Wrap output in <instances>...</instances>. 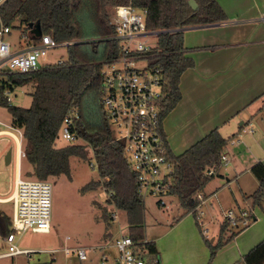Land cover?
<instances>
[{"label": "trees", "instance_id": "obj_1", "mask_svg": "<svg viewBox=\"0 0 264 264\" xmlns=\"http://www.w3.org/2000/svg\"><path fill=\"white\" fill-rule=\"evenodd\" d=\"M195 1V9L191 8L188 0H5L0 4V21L13 29L22 28L28 33L29 23L38 22L42 33H49L58 41H74L67 46L68 56L61 63L45 64L26 72H0V105L9 112L10 123L22 129L24 159L30 166L26 174L39 179L61 174L70 178V157L87 159V149L91 148L98 178L85 182L80 191L102 186L105 192H111L105 202L113 203L124 211L128 224L126 234L139 241L137 248L141 255L153 263L158 260V251L154 241L145 239L144 199L136 191L135 175L125 157L123 142L115 138L103 110L99 68L102 62L119 54L118 41L111 38L114 26L110 22V8L127 3L145 8L146 28L163 30L157 35V47L149 57L151 64L161 68L163 118L180 98L178 84L181 73L193 65V59L186 55L187 48L183 46L182 31L172 29L226 19L217 0ZM28 36L33 40L39 38ZM25 84L32 85L28 92L30 104L18 106L9 103L5 91ZM69 110L78 113L75 134L84 143L56 146L60 122ZM162 135L166 139L165 134ZM231 136L223 137L214 127L177 155L170 151L167 141L164 142L175 165L169 193L177 199L182 215L190 212L196 203L193 196L212 179L214 174H209L208 169L213 167L218 171L220 154ZM250 171L257 180V187L244 197L250 199L251 207H261L264 164L256 161ZM101 213L109 227L110 217L105 206ZM10 221L9 215L0 212V234L9 232ZM241 229L233 230L224 220L215 242L204 237L209 247L208 263L217 249L233 239ZM111 235L109 228L105 229L101 239L106 240ZM236 261L264 264V238Z\"/></svg>", "mask_w": 264, "mask_h": 264}, {"label": "crops", "instance_id": "obj_2", "mask_svg": "<svg viewBox=\"0 0 264 264\" xmlns=\"http://www.w3.org/2000/svg\"><path fill=\"white\" fill-rule=\"evenodd\" d=\"M217 1L226 14L225 20L188 25L181 30L186 55L193 59V65L180 75V98L163 117L162 129L168 148L175 155L214 127L223 137L232 135L223 150L229 169L225 173H221V168L215 171L205 185L203 191L208 198L203 207L206 208L209 224L218 222L210 229L212 242L216 241L224 221V207L252 210V222L219 247L210 262L233 264L264 238V203L261 207H251L250 199L244 197L257 187L250 167L256 161L264 164V21L261 20L264 0ZM254 116L256 119H253ZM247 121L253 125L250 132L245 130ZM225 127L227 135L222 133ZM2 133L10 134L14 139L16 137L3 128L0 129ZM15 142L13 186L8 194L0 197L3 201H12L15 180L22 174V161H25L20 154L22 142L20 144L16 139ZM229 144L236 148L230 150ZM11 159L10 151L9 161ZM12 213L13 201L11 214H6L11 218ZM194 226L188 215L173 219V223L156 237V240L162 238L163 243L158 244L162 255L159 253V261L155 263L162 260V264H206L208 247ZM145 239L154 241L158 250L153 238L145 235ZM47 253L51 258V254Z\"/></svg>", "mask_w": 264, "mask_h": 264}, {"label": "built area", "instance_id": "obj_3", "mask_svg": "<svg viewBox=\"0 0 264 264\" xmlns=\"http://www.w3.org/2000/svg\"><path fill=\"white\" fill-rule=\"evenodd\" d=\"M4 1L0 0V4ZM113 7L114 33L111 38L118 41L119 54L102 62L99 68L100 85L103 91L102 107L115 138L123 142L125 157L135 175L137 193L142 198L146 195L153 196L158 205L166 207L175 165L173 159L168 156L164 143L166 139L162 135L164 132L160 105L163 96L161 68L149 62L152 50L157 47V35L163 30L146 28L145 8L134 7L130 3L117 4ZM137 9L142 13H137ZM261 20L264 21V16ZM178 28L181 27L172 30L183 29ZM12 30L10 25L0 21V72L6 70L26 72L38 69L45 64L61 63L64 60L62 58L53 62H44L46 54L50 49L68 46L74 42L58 41L49 33H41L33 43L20 48L7 39ZM19 35L29 38V34L24 30H21ZM151 36H153L152 39ZM5 94L10 103L9 90L5 91ZM77 118V111L69 110L60 122L56 139L60 137L67 143H77L80 139L75 134ZM0 124L6 125L8 128L6 132H13L16 135V141L21 144L23 139L21 128L1 121ZM252 127V123L247 121L245 129L250 132ZM20 154L24 156L23 149ZM220 160L221 166L227 165V156L224 152L220 154ZM90 165L93 164L90 163ZM207 172L214 174L215 170L210 167ZM105 193L107 197L112 194ZM51 196L52 185L49 180L17 176L12 196L13 213L10 230L7 234H0V241L6 245V249L0 251V258L17 254L28 255L36 251L19 247L17 239L27 229L37 232L50 230ZM207 198L208 195L203 190L193 196L196 203L190 212L197 222L204 215L203 206ZM110 205L114 209L110 211L109 217L111 220H116L117 208L113 203ZM223 216L233 230L244 228L253 220L252 210L248 208L238 211L227 208ZM121 229L120 227L117 235H111L108 241L104 240L103 244L97 246L75 244L37 251L49 252L51 258L54 257L53 253L62 251L66 255L74 254L79 260H85L88 257V251L96 248L102 251L107 247H113L116 254L112 256V259L116 264H149L146 257L141 255V250L137 248L139 241L133 240L126 233L121 232ZM205 232L207 228L203 229V233ZM66 239H69V236H66ZM108 259V253L102 251L101 262H106Z\"/></svg>", "mask_w": 264, "mask_h": 264}, {"label": "rangeland", "instance_id": "obj_4", "mask_svg": "<svg viewBox=\"0 0 264 264\" xmlns=\"http://www.w3.org/2000/svg\"><path fill=\"white\" fill-rule=\"evenodd\" d=\"M110 22L114 21V7L110 8ZM137 13H142L139 9ZM21 29H13L7 36L11 42L16 43L18 47L24 48L29 43H33V39L26 37H20L19 33ZM151 39L153 36L150 37ZM154 42V41H152ZM67 46H58L50 49L45 56L44 62L56 61L60 58L66 59ZM89 55L91 50L88 49ZM32 89L31 84L14 86L9 91L11 98V104L18 106H28L30 104L31 97L28 92ZM253 119H256L254 116ZM0 121L6 124H10V114L4 106L0 105ZM8 129L6 125L0 124V129ZM247 130V129H245ZM227 128L222 129V133L227 135ZM246 134V133H243ZM22 148L24 139H22ZM63 139L58 137L55 145L61 146L66 144ZM77 143H84V140L78 139ZM230 150L235 149V145H228ZM10 149L12 159L9 161L5 159L7 150ZM228 152V148H226ZM16 154V142L15 139L7 133L0 134V197H4L8 194L13 186V180L15 176L14 159ZM230 159V156H229ZM90 160V161H89ZM93 165L91 166L90 163ZM221 173H225L229 169V166H220ZM219 167V168H220ZM218 168V170H219ZM22 174L24 178H37L34 175L26 174V170L30 169V166L26 161H22ZM98 173L94 160L92 158V151L87 149V159H82L76 156L70 157V178L61 174L59 176H48L46 179L51 182L52 196H51V228L48 232H34L30 229L25 230L17 239V245L19 247L31 248L33 250L60 248L64 245L81 244L85 246H97L103 244L102 234L105 229L111 231L112 236L118 234L119 228L121 232L126 233L127 230V218L123 210L116 209L117 219L109 221L110 226L107 227L106 220H103V208L105 206L108 216L110 211L114 208L105 202L107 196L102 186L95 189L86 191H80V187L90 179H97ZM144 199V233L150 238L154 239L157 247L163 243V239L156 240L163 230H165L170 223H173V219L178 217H184L188 215L194 222L197 234L202 236V239L208 238L212 230V225H216L218 222L214 221L213 224H209L207 221L206 208L203 207L204 215L198 222L195 220L193 214L188 212L182 215V209L178 206L177 199L174 196H168V205L160 206L156 203L155 197L146 195ZM264 203V202H263ZM263 205V204H262ZM226 209V207H224ZM235 211L238 208L233 207ZM12 201H3L0 199V212H6L11 214ZM260 212V209H257ZM209 228L208 232L203 233L204 228ZM69 236V239H66ZM113 238V237H112ZM107 240V239H106ZM108 241V240H107ZM204 242V241H203ZM159 244V245H158ZM204 244H206L204 242ZM207 246V244H206ZM208 247V246H207ZM6 249V245L3 241H0V251ZM159 250V251H158ZM158 255H162L161 249L158 247ZM108 253L109 259L106 262H101V252ZM102 251L97 248L93 251H88V257L85 260H79L74 254L66 255L62 251H57L53 258L49 257L47 252H31L28 255L18 254L14 257H4L0 259V264H116L112 256L116 254V250L113 247H107ZM209 251V247H208ZM216 254V253H215ZM214 254V256H215ZM48 255V256H47ZM212 257V259L214 258ZM47 258V260H45ZM209 258V254H208ZM208 258L206 264L208 263ZM39 259V260H37ZM40 260L42 262H40ZM39 261V263H38ZM159 261V258L158 260ZM161 262L149 264H162ZM233 264H241L239 262H233Z\"/></svg>", "mask_w": 264, "mask_h": 264}, {"label": "water", "instance_id": "obj_5", "mask_svg": "<svg viewBox=\"0 0 264 264\" xmlns=\"http://www.w3.org/2000/svg\"><path fill=\"white\" fill-rule=\"evenodd\" d=\"M189 5L191 6V8L195 9L197 7V3L195 0H188ZM30 29L28 31V33L30 34V36L35 37V36H40V34L42 33L40 25L38 22H36L35 24L29 23ZM185 26L181 27L184 28ZM178 28V29H181ZM10 157V149L7 150L6 155H5V159L9 160ZM213 238H211L212 240Z\"/></svg>", "mask_w": 264, "mask_h": 264}]
</instances>
